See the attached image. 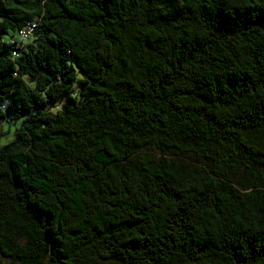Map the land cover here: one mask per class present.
I'll use <instances>...</instances> for the list:
<instances>
[{
  "label": "trees",
  "instance_id": "trees-1",
  "mask_svg": "<svg viewBox=\"0 0 264 264\" xmlns=\"http://www.w3.org/2000/svg\"><path fill=\"white\" fill-rule=\"evenodd\" d=\"M2 122L1 258L264 264V0H0Z\"/></svg>",
  "mask_w": 264,
  "mask_h": 264
},
{
  "label": "built area",
  "instance_id": "built-area-1",
  "mask_svg": "<svg viewBox=\"0 0 264 264\" xmlns=\"http://www.w3.org/2000/svg\"><path fill=\"white\" fill-rule=\"evenodd\" d=\"M34 25V23H27L26 26L18 31L12 52L14 57L19 55L20 51L23 49L24 43L31 37Z\"/></svg>",
  "mask_w": 264,
  "mask_h": 264
},
{
  "label": "rangeland",
  "instance_id": "rangeland-1",
  "mask_svg": "<svg viewBox=\"0 0 264 264\" xmlns=\"http://www.w3.org/2000/svg\"><path fill=\"white\" fill-rule=\"evenodd\" d=\"M9 130L11 131L9 134H7L8 136L6 138H3L2 139V142H6V140L10 139L12 137V133H13V129H14V126L12 125V123H5V122H2L0 123V133L1 131H5V130ZM170 156V155H169ZM181 158L185 159L186 157H183V156H180ZM101 262L105 263V264H109L110 260H106V259H103V258H100ZM0 264H21L19 261H11L9 259H5V258H1L0 257Z\"/></svg>",
  "mask_w": 264,
  "mask_h": 264
}]
</instances>
